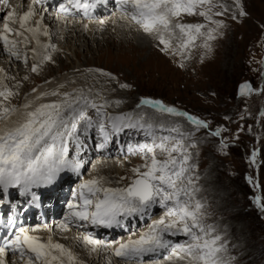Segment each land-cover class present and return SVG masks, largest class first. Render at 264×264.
Listing matches in <instances>:
<instances>
[{
  "label": "snow or ice",
  "instance_id": "snow-or-ice-1",
  "mask_svg": "<svg viewBox=\"0 0 264 264\" xmlns=\"http://www.w3.org/2000/svg\"><path fill=\"white\" fill-rule=\"evenodd\" d=\"M46 2L32 0L27 10L18 15L15 8H11L10 0H0L5 8H11L2 18L0 44L11 58L27 64V53H22L18 45L27 47L30 40L25 33L31 34L36 45L32 49L36 58L31 67L32 73H38L43 63L54 62L52 53L58 50L55 43L42 44L39 39L43 35L51 41L53 35L43 25L44 11H38L36 7ZM99 2L64 0L56 7V19L59 20L61 15L67 17L72 9L88 16ZM113 2L126 6L125 10L127 7L133 9L131 18L146 33H156L158 46L181 61L191 58V50L198 46V39L202 40L199 46L206 52L212 50L211 42L222 34L220 29L225 27L217 17L231 15L236 20L247 15L241 0H231V5L224 0ZM182 14L198 15L205 22L173 23V18H180ZM84 27L87 29L88 25ZM176 29L179 30L178 37ZM174 37L180 41L176 46L171 43ZM96 71L109 80L115 79L106 71ZM257 71L261 86L256 89L251 82L243 83L239 87V97L264 93V65ZM64 87V84L59 86ZM120 87L127 88L128 85L121 84ZM59 88L36 97L37 100L46 97L56 99L27 111L18 126L0 131V264H77L72 251L54 242L52 227L47 224L42 226L49 233L43 240L31 234L40 231L41 226H27L23 217L28 210L41 204L39 190H54L65 174L82 176V169L87 163L84 159L87 144L82 137L92 130L99 137L95 144L97 150L105 149L122 135H142L145 138L143 141L128 144L127 155H139L144 163L131 169L134 178L127 186L111 187V181L101 176L81 180L71 191V199L66 204L67 213L56 230L67 231L70 227L92 229L84 232L79 241L89 254L102 258L104 264H112V256L120 258L121 264H149L145 257L158 256L161 252H167L163 259L168 261L180 253L179 258L187 257V264H232L234 257L226 255L228 247L222 243V236L214 225L206 223L205 205L197 198L199 175L196 173L197 166L191 163L190 151L197 146L195 134L201 130L220 138L222 148H227L223 136L227 129L217 126L212 130L209 122L158 99L141 98L135 110L115 114L108 109L118 108L120 100H109L99 92L93 93L91 88L72 92H61ZM15 94L5 86V90L0 91V98L7 100ZM32 104L33 101H29L24 108H32ZM145 108L154 112L148 114ZM89 110L94 111L95 119L88 115ZM9 111V108H3L4 113ZM258 115L264 118V110ZM165 117L181 118L192 127L186 130L181 119L169 120ZM251 131L252 126H249ZM259 155L258 149L250 153L249 162L253 166L257 165ZM248 179L252 183L253 178ZM255 187L258 188L259 184L256 183ZM254 202L257 208L264 211L261 196H255ZM5 206L8 207L6 213L2 211ZM156 209L162 210L158 219L152 218ZM149 218L151 222L143 228L136 227L134 222ZM95 229L123 230L128 233V238L117 241L100 239L95 235ZM177 237H184V242H179L175 239ZM153 264L162 262L155 261Z\"/></svg>",
  "mask_w": 264,
  "mask_h": 264
},
{
  "label": "rangeland",
  "instance_id": "rangeland-1",
  "mask_svg": "<svg viewBox=\"0 0 264 264\" xmlns=\"http://www.w3.org/2000/svg\"><path fill=\"white\" fill-rule=\"evenodd\" d=\"M224 2L231 5V0ZM241 5L247 13L246 16L238 17L236 20L232 19L231 15L217 17L223 21L225 27L220 29L222 34L211 42V51L206 52L200 47L202 40L198 39L196 41L198 46L191 50V58L184 61L162 50L158 46L156 33H146L133 19L131 23L127 21V17L118 20L116 27L114 23H110L112 20L110 16L102 15L104 18L100 21L103 22L98 24L102 26L98 31L102 37L100 39L88 34L72 36L68 33L60 35L59 31L57 33L51 31L53 35L50 42L55 43L58 50L52 53L54 62L43 63L38 73L31 72L32 65H29V62L34 60V56L29 54L30 51L26 50V47L24 53L28 56L27 64L13 63L9 65L10 68L0 57V70L4 77L0 78V83L10 82L11 85L7 88L17 94L23 91L25 100L33 89L37 91L41 88L44 91L46 88L45 85V87L40 86L39 83L42 82L40 76L48 77L46 81L49 82L57 77H61L62 81L63 77L74 75L76 79H85L89 83L87 85L94 86L95 92H99L107 99L121 101L118 108L108 109L110 113L133 111L141 98H152L196 115L209 122L212 130L217 126H224L227 129L223 133L228 144L227 148H222L220 138L210 136L206 130L195 134L197 146L190 151L191 163L197 166L196 173L199 175L197 187L200 191L197 193V198L205 205L203 211L206 214V223L214 225L217 233L223 238L222 243L227 244L226 255L234 257L232 264H264V211L257 208L254 202L257 195L264 200V118L258 115L264 110V93L252 94L244 98L238 96V89L243 83L251 82L256 89L261 86L257 70L264 65V0H241ZM127 11L131 17L130 13L133 9L129 7ZM176 22L205 21L198 15L182 14L180 18H173V23ZM106 23L111 24L108 26L111 27L110 29L103 27ZM50 25L53 26L54 23ZM176 36H180L178 29ZM111 37L123 43L130 40L131 44L135 45V49L123 48L118 42L111 41ZM179 42L175 37L171 40L174 46ZM96 70L106 71L115 79L109 80L100 76ZM17 74L19 75L17 77L21 76V81H17ZM37 78L41 80L39 83H36ZM60 80H56V86L62 83ZM29 82L35 84V87L26 92L23 89L24 84ZM53 82L55 80H52ZM121 84H126L128 87L121 88ZM10 98L7 100L0 98V116L6 114L3 108L7 107L11 110L15 105L10 102L14 95ZM144 111L148 114L154 112L148 108ZM242 115L243 119H241ZM181 123L186 130L192 127L182 119ZM249 126H252L251 132ZM237 135L238 139H236ZM144 139L140 135V140ZM85 141L89 148L96 144L95 141H91L90 144L87 138ZM135 141L138 139L136 138ZM122 149L125 150L124 146ZM256 149L260 151V155L257 157V165L253 166L249 162L250 153ZM96 150L89 149L87 152L91 151L95 155ZM94 155L91 159L98 158ZM112 156L108 157L107 161L113 160L114 164L116 161L123 162L121 171L124 174L119 171L117 175L115 172L117 167L109 166L106 172L99 176L111 181L115 187L127 186L134 178L131 169L141 166L144 161L139 155H127L121 152ZM92 167L93 164L87 166L85 173L87 177ZM121 177L125 179L121 180ZM249 177L253 178L252 183L249 182ZM256 183L259 184L258 188L255 187ZM161 211L155 210L152 218L158 219ZM144 221L145 224L150 223L151 218ZM144 225L142 226L139 221L136 223L137 228H143ZM126 237L128 238V233H121L113 241L117 238L126 240ZM184 239L177 237L179 242H184ZM74 247L77 260L81 258L79 260L83 264H93L95 261L94 264H104L103 259L98 256L97 260L93 261L85 258L83 254L87 251L80 243H76ZM81 254L83 256H80ZM166 254L158 260L146 261L149 264L155 261L169 264L163 259ZM180 256L181 254L178 253L173 260L187 261L185 257L179 258ZM120 262L112 259V264H120Z\"/></svg>",
  "mask_w": 264,
  "mask_h": 264
},
{
  "label": "bare ground",
  "instance_id": "bare-ground-1",
  "mask_svg": "<svg viewBox=\"0 0 264 264\" xmlns=\"http://www.w3.org/2000/svg\"><path fill=\"white\" fill-rule=\"evenodd\" d=\"M49 2L50 1H53V0H48ZM55 1V0H54ZM82 2H83V0H82ZM90 2H94V0H90ZM113 2V0L111 1V3L110 4H106L107 3V0H100V2H99V5L93 10V11H90V13H89V15L88 16H84L83 15V13L81 12V11H77L78 13H81L80 14V16H81V19L82 20H80L81 21V23H79V22H76V21H74V19H71L70 17H73V15H69V16H67L66 18H68V19H65V17L63 16V15H61V18L59 19V20H57L56 22H53V18H52V20L50 19L51 18V16H47L46 15V11L49 9V8H51V6H52V4L51 5H48V6H43V11H44V17L46 16V19H45V22H44V26H47L48 28H49V30H50V32L51 31H56V33H57V31H59V33H60V35H65L66 33H68V34H72V36L74 35V36H76V35H82V34H88V35H91V36H93V37H95V36H97L99 39L100 38H102L101 37V35H100V33L98 32L100 29H101V27L102 26H100V25H98L97 23H99V21H97L98 20V17L99 16H97V14H99V6H101L102 5V7L101 8H104L103 6H105V5H108L107 7H109V5L111 6V4H113L112 3ZM56 8L54 7V10H55ZM114 10H115V8H114ZM17 12V11H16ZM55 14H56V16L58 15V13L57 12H55ZM124 17H127L126 15H123ZM124 17H121L120 19H117V18H119V17H117V18H114V19H112L111 20V22L110 23H114V25L117 27V21L118 20H124L125 18ZM39 17L37 16L36 17V19H38ZM95 21H97V22H95ZM54 23V25L53 26H51L50 25V23ZM96 23V24H95ZM116 23V24H115ZM85 24H87L88 25V27H87V29H85V27H84V25ZM109 25H111V24H108V23H106V25L105 26H103V27H108ZM109 28V27H108ZM111 28V27H110ZM109 28V29H110ZM121 28V27H120ZM123 28V27H122ZM121 28V29H122ZM53 29H55V30H53ZM123 30H124V28H123ZM125 31V30H124ZM118 33V32H117ZM25 35H27L28 37H29V40H30V43L28 44V49H29V51H30V53L31 54H33L32 53V49L36 46L35 45V41L34 40H32V38H31V34H29V33H25ZM129 35V34H128ZM142 37H143V35H141ZM145 36V35H144ZM146 37V36H145ZM112 38V37H111ZM23 39V38H22ZM39 39H40V41H41V43L42 44H45V43H49L50 42V40L48 39V37H45V36H43V35H41L40 37H39ZM62 40V39H61ZM132 40V39H131ZM58 41V40H57ZM96 41V40H95ZM111 41H116V42H118V45L119 46H122L123 48H130V49H132V50H134L135 49V45H133V44H131V42H130V40H128V42H125V43H123V41H118L116 38H112V40ZM90 42H92V40L90 41ZM115 43V42H114ZM94 44H96V43H94ZM93 44V45H94ZM21 45H24V44H21ZM112 45V44H111ZM139 46H142L141 44H139ZM22 50V49H21ZM22 53H24L23 52V50H22ZM8 60L9 61H16L14 58H11L9 55H8ZM3 60H5L6 61V59L5 58H3ZM14 61H13V63H14ZM36 62V58L34 57V60H31L30 62H29V65H33V63H35ZM13 63H11V65H13ZM47 63V62H46ZM49 63V62H48ZM9 66V65H8ZM7 66V67H8ZM10 67V66H9ZM11 68V67H10ZM66 68V67H65ZM75 69V68H74ZM37 75V74H36ZM8 76V75H7ZM17 76H19L18 74L16 75V77ZM0 78H4L3 77V74L1 73V71H0ZM18 79H17V81H21V76L20 77H17ZM47 78L48 77H41L40 76V79H42V82L41 83H39L41 80H39L38 78V80L36 79V83H39L40 84V86H46V88L44 89V91L41 89V88H39V89H37V91H35V92H32V93H30V96H28L27 98H26V96L27 95H25V100H24V96H23V91L22 92H18V94L15 96L14 95V98H12V101H10L11 103H14L15 105L12 107V109L9 111V112H7L6 114H2L1 116H0V129L2 130V129H7V128H11V127H15V126H18L23 120H24V118H25V113L27 112V111H31V110H34V108L35 107H37L40 103H46V102H51L52 100H54V99H56L55 97H46V98H44V99H41V100H37L36 99V97L37 96H39L40 95V93H43V92H45V91H51V90H53V89H57V88H59V86L61 85V84H64L65 85V87L64 88H59V90L61 91V92H72V91H74V90H76V89H84V90H88L89 88H91L92 89V91H94V93H95V88H94V86H91L90 87V85H87V81L85 80V79H76L75 77H74V75H73V77L72 76H68V77H63L62 78V81L60 80V78L61 77H57V79L55 78V79H52V80H55V82H53L52 83V80L51 81H49V82H47L46 80H47ZM33 79V78H32ZM16 80V79H15ZM24 80V79H23ZM56 80H60L62 83H60V84H58V86H56ZM89 80H91V79H89ZM3 81V80H2ZM17 81H15V82H17ZM12 82V81H11ZM55 84V85H54ZM89 84V83H88ZM10 85H11V83L10 82H2V83H0V91H2L3 89L5 90V86L6 87H10ZM92 85V84H91ZM44 86V87H45ZM35 87V84H32L31 82H29V83H27V84H24V90H26V92H28V90H31V89H33ZM43 87V88H44ZM43 91H41V90ZM41 91V92H40ZM108 94V93H107ZM11 99V98H10ZM29 101H33V104H32V108H29V109H25L24 108V105L26 104V103H28ZM3 105V104H2ZM0 109H1V107H0ZM14 122H16L15 123V125H14ZM94 133V136H92L90 133L87 135L88 137H87V139H88V141L90 142V144H91V141H94V139H93V137H95L96 136V132L94 131L93 132ZM90 135V136H89ZM123 136V135H122ZM122 136L118 139V141H117V146H115V143L113 142L112 144H110L108 147H106L105 149H103V150H96V152H94L95 153V155L90 151V152H87L86 154H87V157L88 158H92V156L94 155V156H97L98 158H96L97 160L93 163V166L94 167H92V169L90 170V174H89V176L87 177L86 176V179L85 178H83V176H80V182H81V180H87V179H90V178H93V177H95L97 174H98V176L99 175H103L104 174V172H106V170H107V168H109V166H114V167H117V168H115V172L117 173V175H118V173H119V171L121 172V174H124V172H122L121 171V168H122V166H123V162H119V161H116V164H114L113 163V160L111 161V160H109V161H107V158L108 157H111L112 155H116L117 154V152H119L120 153V151H123V149L121 150L120 149V151H118L119 149L118 148H123V146H122V141H123V139H124V142L125 141H127V137H123L122 138ZM136 138L138 139L139 138V135H137V136H135L133 139H131V143H136V142H138V141H135L136 140ZM96 143H97V141H96ZM92 146V148H89V147H87V151L89 150V149H91V150H94V149H96L95 148V145H91ZM111 151H113V152H111ZM99 153V154H98ZM86 156V155H85ZM85 158V157H84ZM101 158H104L103 160L104 161H102L101 160ZM132 161V160H131ZM130 161V162H131ZM118 162L120 163L119 165H118ZM135 162V161H134ZM124 168V167H123ZM93 171V172H92ZM125 173H127L126 171H125ZM93 174L95 175V176H93ZM120 174V175H121ZM92 175V176H91ZM72 177H74V175H71ZM109 181V180H108ZM112 181H114V180H112ZM130 183V182H129ZM109 186H111V187H115V185L111 182V184L109 185ZM56 194V193H55ZM157 210V209H156ZM155 211V210H154ZM136 223H137V221H136ZM140 224L143 226L144 224H145V221L144 222H141L140 221ZM56 229H57V226L55 227ZM227 228V227H226ZM96 231H98L99 229H95ZM113 231V230H112ZM62 232H70V231H62ZM62 232L61 231H59V230H55V235H54V240H56L58 243H61V244H63L66 248H68L70 251H72L73 252V254H74V256H75V253H74V246H75V244L76 243H80V241H79V237H80V235H76L75 233H78V231L77 232H75L74 233V231H72L73 233H72V235H73V237L70 235V234H62ZM46 234V233H45ZM116 233H112V238L113 239H115V236H118V235H115ZM65 235H67V237L69 238V241H66L65 240ZM112 238H108V239H104V240H111ZM127 238V237H126ZM44 239H46V235L44 236ZM121 238H117L116 239V241L117 240H120ZM113 241V240H112ZM55 242V241H54ZM66 242H68V244L66 243ZM70 243V244H69ZM81 245H83L82 243H81ZM79 247H80V245H79ZM82 248V247H81ZM84 249V248H83ZM86 249V248H85ZM85 249H84V251H85ZM76 251V250H75ZM78 251V250H77ZM86 253L85 254H83L84 255V257L85 258H88V259H90V260H97L96 259V257H97V255L96 254H89V252H88V250L86 249ZM80 253V252H79ZM77 255V254H76ZM82 254L80 255V256H83ZM105 255H109L108 253H105ZM79 256V255H78ZM79 256V257H80ZM76 257V256H75ZM159 257L158 256H153V257H145V260H157ZM186 259H187V257H185ZM79 259H81V258H79ZM77 260V264H83L80 260ZM111 259H114V260H117V261H121L120 259H117V257H111ZM183 259V258H182ZM96 262V261H95ZM94 262V263H95ZM167 262L169 263V264H187V261L184 259V260H182V261H177V260H171V261H168L167 260ZM89 263V262H88ZM93 263V264H94ZM115 263V262H114ZM113 263V264H114ZM101 264H103V263H101ZM118 264V263H117ZM120 264H121V262H120ZM163 264V263H162Z\"/></svg>",
  "mask_w": 264,
  "mask_h": 264
}]
</instances>
